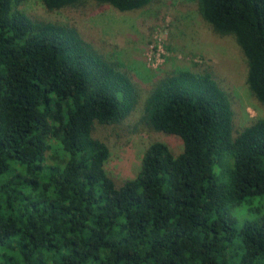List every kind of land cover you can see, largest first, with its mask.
<instances>
[{
  "label": "trees",
  "instance_id": "16d2710c",
  "mask_svg": "<svg viewBox=\"0 0 264 264\" xmlns=\"http://www.w3.org/2000/svg\"><path fill=\"white\" fill-rule=\"evenodd\" d=\"M24 1L0 0V264H264V119L234 135L213 76L173 72L142 121L183 152L152 143L136 177L117 183L93 131L134 110L131 75L74 28L24 14ZM40 1L133 12L154 0ZM195 2L213 33L234 37L264 106V0ZM243 208L254 216L239 219Z\"/></svg>",
  "mask_w": 264,
  "mask_h": 264
},
{
  "label": "rangeland",
  "instance_id": "374dc122",
  "mask_svg": "<svg viewBox=\"0 0 264 264\" xmlns=\"http://www.w3.org/2000/svg\"><path fill=\"white\" fill-rule=\"evenodd\" d=\"M19 10L34 20L74 28L81 39L131 75L138 94L134 110L117 124H96L93 131L109 148L105 170L117 183L136 177L152 143L167 145L173 156L183 152L179 137L155 132L142 121L150 91L173 72L191 70L213 76L230 95L234 135L264 119V106L246 85V60L234 37L213 33L200 18L195 0H154L133 12L90 1L49 11L40 0H25ZM236 216L254 215L243 208Z\"/></svg>",
  "mask_w": 264,
  "mask_h": 264
}]
</instances>
